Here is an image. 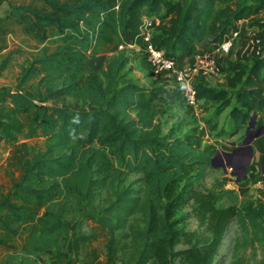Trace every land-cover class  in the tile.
<instances>
[{
  "label": "trees",
  "instance_id": "16d2710c",
  "mask_svg": "<svg viewBox=\"0 0 264 264\" xmlns=\"http://www.w3.org/2000/svg\"><path fill=\"white\" fill-rule=\"evenodd\" d=\"M241 1L9 2L0 16V71L12 66L15 52L24 55L17 89L0 88V135L8 148L7 189L0 191L1 264H29L32 256L58 250L70 234L63 220L68 200L79 206L93 200L97 189L117 186L90 231L75 237L76 264H115L119 253L120 264H214L233 220L244 234H253L251 244H264V192L239 197L219 180L204 190L192 188L189 181L202 180L212 168L213 146L160 135L152 96L137 84L121 83L119 74L128 62L127 46L144 49L142 9L158 20L152 43L164 48L176 69L197 43L223 42L238 21L252 15L254 37L264 50V19ZM16 33L26 42L10 51L8 38ZM97 54L107 58L94 71L87 61ZM225 71L230 87L242 83L238 106L230 111L241 127L252 113H264V57L237 58ZM194 87L198 99H227V90L201 82ZM65 98L75 105L48 103ZM182 106L192 108L184 100ZM131 174L138 177L123 186ZM185 207L206 236L178 228L184 218L176 215ZM99 238L102 249L95 244ZM180 242L188 247L175 251ZM258 264H264V249Z\"/></svg>",
  "mask_w": 264,
  "mask_h": 264
},
{
  "label": "rangeland",
  "instance_id": "374dc122",
  "mask_svg": "<svg viewBox=\"0 0 264 264\" xmlns=\"http://www.w3.org/2000/svg\"><path fill=\"white\" fill-rule=\"evenodd\" d=\"M22 1L23 0H0V16H3L8 11L9 2L21 4ZM241 4L251 6L252 8H258V12L261 14L260 18L264 19V0H242ZM256 18V15H252L248 19H244L246 22H243V31H241L242 33L239 34L238 39L235 41L234 47H232L233 52L231 53L229 59L222 63L225 67L230 61L236 60L237 58L247 56L253 58L258 56L256 48L250 44V40L253 38L254 32L257 31L256 25H253V21ZM153 23V20L150 21L151 28L149 29V32L151 34L156 31L152 30V27L155 26L152 25ZM15 35L18 36L11 35V38H8L7 45L10 47V51L17 50L16 45L18 43L22 44L26 42L24 39L25 36L21 38V34L16 33ZM225 39L229 38L226 37ZM217 54L220 55V53ZM23 55L24 54L18 53V51L15 52L13 54L14 61L12 62V66L0 71V88H10L14 91L17 89L20 71L19 65L21 64ZM125 55H127L129 62H127V64H125L123 69L119 72V74L122 75L120 82L131 83V81L135 80L138 75L145 74L144 72H147L145 69H148L149 67L147 65L146 59L144 60L143 47L139 45H131V47H127ZM90 57L93 59L92 55H90L89 58ZM88 62L89 59L87 61V66L90 65ZM104 62L102 63L100 61L99 64L102 63V65H104ZM147 73L152 75L151 72ZM227 76H229V74L226 75V78ZM230 77L225 79L228 88L230 87L228 85V80ZM235 85L236 86L230 87V89L227 90L228 95L226 100L210 101L211 103L206 101L204 105L197 109H194V107L191 105L189 106H191L193 109L184 108L182 106L183 109L180 107L179 113L181 112L180 110H182L183 113L180 115L173 108L170 110H165L161 113L160 110H156L154 124L158 128L160 135L170 134L172 138L188 139L194 146L199 148H203L208 145L213 146L216 152L214 156H217L214 159V167L207 170L206 175L202 180H190L189 183L191 184L192 188L204 190L206 188H210L215 180H219L225 182L226 189L235 190L239 197H243L244 195L257 196V190L264 192L263 154L261 159L259 158L260 155L256 157L258 163L254 162L248 166L247 176L250 174V178L247 177L243 180H237V177L235 175H231V172H236V167L246 160L247 151H242L243 147L245 146L242 141L245 138L253 137L251 144L260 142L261 146H263L262 140L264 141V129L262 132H258L260 128L264 126V113L257 114L255 125L253 127H248L249 120L241 127H237L230 116V111L238 106L236 91H239V88L242 87V83H236ZM213 88L215 90H220V88ZM50 102L52 105L54 104L57 106L75 105V101L71 98H65L58 101H49L48 103ZM32 142H34L33 139ZM1 149L6 150L7 146H2ZM222 151L230 152L227 158H223V156L220 155ZM236 155L239 156L235 160ZM219 156L222 158H218ZM226 161L230 162V167L226 165ZM221 165L226 166V174L223 172ZM137 177L138 175L131 174L128 176L127 181L125 184H123V186ZM6 182L7 181L4 171H2L0 173V191L4 192L5 188L7 189ZM120 187L121 186H117L115 189L109 190H106V188L97 189V196L93 200L90 202H83L79 206H76L73 200H68V209L65 213H63V220L69 225L71 233L65 239L66 244H69L70 236L74 235L76 237L81 232L90 231L93 218L102 213L107 199L111 197L114 190H119ZM135 187H139V184H136ZM176 218H182L181 220L184 218L183 221L178 223V228H181L188 233L197 232L199 238H201L203 229L199 227L196 218L191 212V208L185 207L177 213ZM204 236L206 235L203 234L202 237ZM252 239L253 234L251 232L244 234L236 220H233L228 225L224 233L218 254L214 260V264H258L263 254L264 244L260 241H255L254 244H251ZM101 241L102 238H99L95 244L102 249ZM187 247L188 245L180 242L177 243L173 249L175 251H179ZM54 254L55 249H50L42 255L32 256L30 258L29 264H43L49 255L53 256ZM2 256L3 251H0V259ZM116 260H118L120 264L122 260L121 253L116 256ZM175 262L176 264H179L177 260H175Z\"/></svg>",
  "mask_w": 264,
  "mask_h": 264
},
{
  "label": "built area",
  "instance_id": "2783aa9c",
  "mask_svg": "<svg viewBox=\"0 0 264 264\" xmlns=\"http://www.w3.org/2000/svg\"><path fill=\"white\" fill-rule=\"evenodd\" d=\"M244 21L245 20L238 21L235 29H233L228 36L229 39H225L221 43H215L216 47L214 45L213 49L211 46H207L208 48L205 52H194L187 58L182 69H176L173 58L166 56L163 47L157 48L153 45L152 34L149 32V29L151 28L150 22L141 24L140 35L144 44V58L150 66L152 75L178 85L176 87L177 93L180 95L181 99H183L188 105L198 107L201 99H198L194 87L196 85V79L204 76L214 77L211 75H216L221 71V61L229 59L233 52L232 47H234L239 34L242 33L239 27ZM157 23L158 20L155 19V22L152 25L157 26ZM154 27H152V30ZM210 41L211 39L207 38L203 43L210 45L214 44V42L212 43ZM250 44L256 48L258 54L256 57H264L263 47L258 40L255 39L254 34L253 38L250 40ZM217 53H220V55Z\"/></svg>",
  "mask_w": 264,
  "mask_h": 264
},
{
  "label": "crops",
  "instance_id": "0c3cea01",
  "mask_svg": "<svg viewBox=\"0 0 264 264\" xmlns=\"http://www.w3.org/2000/svg\"><path fill=\"white\" fill-rule=\"evenodd\" d=\"M184 1L185 0H182V2H184ZM140 14H141L140 24L148 23L152 20H153V22H155L154 17H148L147 16V10L146 9H142ZM243 25L244 24H241L239 27V29L241 31H243V29H242ZM214 45L215 44L210 45V44H205L203 42L197 43L195 52H205V50L208 48L207 46H211L213 49ZM127 47H131V45H128ZM106 57H107L106 54L92 55L93 59H91V57L89 58L88 63H90V65L88 67L94 71L102 69L103 68L102 63L104 62V59ZM100 59H102V60H100ZM186 60H187V58L185 59V63H186ZM100 61L102 62L101 64H99ZM224 62L225 61H221V64ZM222 67H221V71L218 72L216 75H214V77L204 76L202 78H197L196 84L198 82H201L210 88L215 87V88H220V90L230 89V87L229 88L227 87L226 80H225L228 77H230V75L227 76V78H226V75L228 74V72L225 71L224 64H222ZM145 71L151 72L150 68L145 69ZM147 72H144L145 74L138 75L135 78V80L131 81V83H134V84L141 86L142 88H144L145 90H147L150 93V95L154 98L156 110L157 111L160 110V113L164 112L165 110H170L171 108H173L177 111V113L179 115L182 114L183 113L182 110H180L181 112L179 113V109H180V107L182 108V100L183 99H181L180 95L177 93L176 87L178 85H176L175 83L174 84L170 83L169 81L167 82V81H165V79L155 77L154 75L148 74ZM193 81H195V80H193ZM240 89L241 88H239V90ZM238 92L239 91H236V94ZM206 101H208V100L201 99L200 105L198 107H194V109L200 108V106L204 105ZM208 102L211 103L210 101H208ZM4 122H5V120L3 119V116L0 114V125H2ZM262 127H264V126H262ZM262 143H263L262 144L263 146H261L260 142H257L255 144L250 143L248 145L252 148L249 165H251V163H254V162L258 163L256 160V157L260 155L259 158L261 159L262 154L264 155V141L263 140H262ZM2 146L5 147V144L3 142V138L0 135V173L2 171H4V169H5V166H6L5 159L8 155V148L6 150H2L1 149ZM244 150H246L247 151L246 154L249 155L250 151H249V148L247 146L243 147L242 151H244ZM247 155H246V158L248 157ZM238 156L239 155L235 156V160L237 159ZM248 166H247V169H248ZM247 177L250 178L251 176H250V174L247 176V170H246V177L242 178L240 180L246 179ZM67 237L61 238L60 248L58 250H55V254L53 256L49 255V257L47 258V260L43 264H75V255H74V250H73L75 236L72 235L69 237L70 238L69 244L65 243V239ZM115 264H119L118 260L115 261Z\"/></svg>",
  "mask_w": 264,
  "mask_h": 264
},
{
  "label": "water",
  "instance_id": "95a60500",
  "mask_svg": "<svg viewBox=\"0 0 264 264\" xmlns=\"http://www.w3.org/2000/svg\"><path fill=\"white\" fill-rule=\"evenodd\" d=\"M256 116H257L256 113H253V114L251 115V117H250V119H249V122H248V127H253V126L255 125ZM263 129H264V128L261 127L258 133L262 132ZM252 140H253V137H247V138H245V139L242 141V143H243L245 146H247V147L249 148V151H250V152H249V155H248V157L246 158V160H245L242 164H240L238 167H236L237 171H236V172H231V175H235V176L237 177V180H240V179L246 177V170H247V166H248L249 163H250L251 152H252V148H251L250 146H248V145L252 142ZM229 154H230V152H224V151H222L220 155L223 156V158H227ZM216 155H217V154H216ZM216 157H217V156H214V157L212 158V162H211V166H212V167H214V159H215ZM218 158H222V157L219 156ZM220 164H221V162H220ZM226 165L230 167L228 161H226ZM221 168L223 169V172H224V173L227 172V170H226V166H225V165H221ZM239 170H240V171H239Z\"/></svg>",
  "mask_w": 264,
  "mask_h": 264
},
{
  "label": "clouds",
  "instance_id": "9594fccd",
  "mask_svg": "<svg viewBox=\"0 0 264 264\" xmlns=\"http://www.w3.org/2000/svg\"><path fill=\"white\" fill-rule=\"evenodd\" d=\"M185 1H186V0H185ZM185 1H184V2H185ZM148 17H149V16H148ZM155 19H156V18H155Z\"/></svg>",
  "mask_w": 264,
  "mask_h": 264
}]
</instances>
